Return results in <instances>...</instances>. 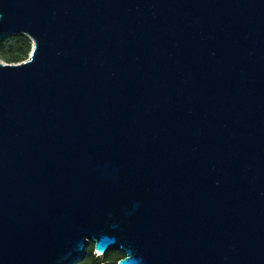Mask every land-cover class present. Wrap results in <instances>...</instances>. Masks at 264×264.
Instances as JSON below:
<instances>
[{
  "label": "water",
  "instance_id": "95a60500",
  "mask_svg": "<svg viewBox=\"0 0 264 264\" xmlns=\"http://www.w3.org/2000/svg\"><path fill=\"white\" fill-rule=\"evenodd\" d=\"M0 264H264V0H0Z\"/></svg>",
  "mask_w": 264,
  "mask_h": 264
},
{
  "label": "trees",
  "instance_id": "16d2710c",
  "mask_svg": "<svg viewBox=\"0 0 264 264\" xmlns=\"http://www.w3.org/2000/svg\"><path fill=\"white\" fill-rule=\"evenodd\" d=\"M11 39H15L12 43ZM32 49V40L24 33H14L5 36L0 42V57L7 62H19L29 57ZM125 254L116 249L100 256L95 255V245L92 242L88 248V255L85 260L78 264H118Z\"/></svg>",
  "mask_w": 264,
  "mask_h": 264
},
{
  "label": "rangeland",
  "instance_id": "374dc122",
  "mask_svg": "<svg viewBox=\"0 0 264 264\" xmlns=\"http://www.w3.org/2000/svg\"><path fill=\"white\" fill-rule=\"evenodd\" d=\"M11 42L14 43L15 42V39H11ZM3 60L6 61L5 59H3ZM95 255L97 256V255H100V254L95 251ZM100 256H102V255H100Z\"/></svg>",
  "mask_w": 264,
  "mask_h": 264
}]
</instances>
